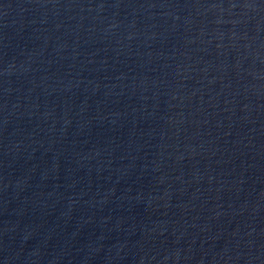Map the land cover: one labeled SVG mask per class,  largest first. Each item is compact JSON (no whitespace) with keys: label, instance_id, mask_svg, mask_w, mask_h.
Returning a JSON list of instances; mask_svg holds the SVG:
<instances>
[{"label":"water","instance_id":"water-1","mask_svg":"<svg viewBox=\"0 0 264 264\" xmlns=\"http://www.w3.org/2000/svg\"><path fill=\"white\" fill-rule=\"evenodd\" d=\"M0 264H264V0H0Z\"/></svg>","mask_w":264,"mask_h":264}]
</instances>
